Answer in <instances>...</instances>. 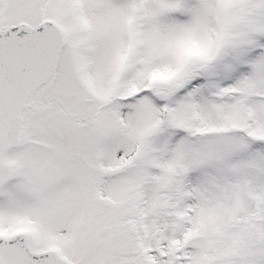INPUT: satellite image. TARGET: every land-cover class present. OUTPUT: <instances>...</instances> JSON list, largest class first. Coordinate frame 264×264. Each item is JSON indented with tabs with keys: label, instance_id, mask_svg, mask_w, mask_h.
<instances>
[{
	"label": "snow or ice",
	"instance_id": "6c2138e0",
	"mask_svg": "<svg viewBox=\"0 0 264 264\" xmlns=\"http://www.w3.org/2000/svg\"><path fill=\"white\" fill-rule=\"evenodd\" d=\"M0 264H264V0H0Z\"/></svg>",
	"mask_w": 264,
	"mask_h": 264
}]
</instances>
